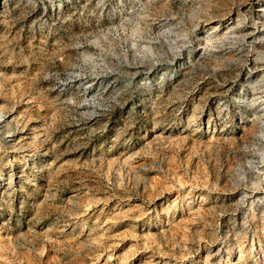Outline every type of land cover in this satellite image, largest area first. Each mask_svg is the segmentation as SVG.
Wrapping results in <instances>:
<instances>
[{
    "label": "rangeland",
    "instance_id": "1",
    "mask_svg": "<svg viewBox=\"0 0 264 264\" xmlns=\"http://www.w3.org/2000/svg\"><path fill=\"white\" fill-rule=\"evenodd\" d=\"M0 264H264V0H0Z\"/></svg>",
    "mask_w": 264,
    "mask_h": 264
}]
</instances>
